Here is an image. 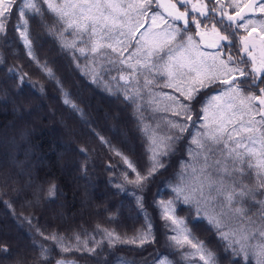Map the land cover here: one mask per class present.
Masks as SVG:
<instances>
[{
	"label": "snow or ice",
	"instance_id": "obj_1",
	"mask_svg": "<svg viewBox=\"0 0 264 264\" xmlns=\"http://www.w3.org/2000/svg\"><path fill=\"white\" fill-rule=\"evenodd\" d=\"M42 2L55 16L51 23L45 22L48 34L58 37L64 49L73 50L74 58L75 52L86 60L90 57L82 71L91 74L94 82L105 83L108 91H112V87L104 81L102 73L117 71L118 76H111V81L117 82V90L139 113L142 131L149 140L148 163L143 172L109 140L95 133L100 142L134 173V179L128 177L127 171L122 174L128 184L143 191L153 176L165 167L162 158L174 150V145L188 130V121H192L191 127L196 130L191 134L190 159L176 174L177 183L169 185L175 198L155 202L160 209V218L165 222L164 228L171 233L165 234L168 246L177 251L187 249L181 251L183 259L199 257L202 264H218L215 253L195 236L182 217L176 215L177 200L183 203L195 201L197 214L201 206L210 209V213H205L208 222L222 240L228 241L227 248L238 258V264H249L250 258H255L256 264H264V86H261L264 85V0ZM154 2L158 8H163L164 14L156 11L148 17ZM16 4L17 0H0V34L6 33L12 7ZM26 10L43 17L37 0H21L17 5L18 16L24 17ZM144 17L150 20L149 27L136 37ZM21 26L24 31L20 36L27 46L28 56L60 87L63 102L84 118L83 111L64 91L54 71L35 56L27 32L28 20L24 19L22 25L18 23L15 27ZM154 28L157 31H153ZM69 30L74 37L71 41L65 38ZM134 38L135 44L132 43ZM234 39L238 43H234ZM201 45L216 51H201ZM129 47L133 51L125 56ZM233 48L243 55L231 54ZM25 75L19 77L21 83ZM137 76L140 79H136ZM159 80L165 81L162 87L176 88L182 99L167 93H154L152 86H161ZM118 81L125 83L119 85ZM213 86L222 87L205 101L197 113V120L193 121L191 102L196 100L201 89ZM158 96L171 104L161 108ZM145 111L153 115L145 117ZM161 111L184 117V122L165 116L153 126L154 114ZM160 121H163V127ZM80 150L86 152V149ZM117 187L123 190L122 185ZM48 195H56L54 184L50 185ZM132 195L144 215V224L132 235H121L114 229H102L97 225L110 247L119 243L143 249L145 245L156 243L152 220L144 211L143 196H136L135 192ZM40 235L44 236V233ZM90 238L94 242L91 248L87 239L82 240L75 232L70 237L57 233L44 236L61 253L81 250L95 253L104 241H96L95 236ZM0 253H9L6 244H0ZM39 259L52 264L55 259L52 249L40 245ZM55 264L71 262L59 259ZM122 264L128 262L122 261ZM154 264L175 262L168 256H158Z\"/></svg>",
	"mask_w": 264,
	"mask_h": 264
},
{
	"label": "trees",
	"instance_id": "obj_2",
	"mask_svg": "<svg viewBox=\"0 0 264 264\" xmlns=\"http://www.w3.org/2000/svg\"><path fill=\"white\" fill-rule=\"evenodd\" d=\"M20 2L17 0L12 7L6 33L0 34V244H6L9 249L8 254L0 253V264H46L39 259L40 245L52 249L55 258L52 264L59 259L71 264H122V261L154 264L158 256H168L175 264H202L199 257L183 259L181 251L187 249L177 251L168 246L165 234L171 233L164 228L165 222L161 220L160 209L155 203L175 198L169 185L177 183L176 174L190 159L191 134L196 130L191 127L192 121H188V130L181 135L174 150L162 158L165 167L153 176L143 191L128 184L122 174L127 171L128 177L134 179V173L95 135L99 133L109 140L135 163L139 171L143 172L147 167L149 140L142 131L135 106L117 90V82L111 81V76H118L117 71L102 73L112 91L106 89L105 83L94 82L91 74L82 71L91 58L86 60L78 52L74 58L73 50L64 49L60 39L46 31L45 22L51 23L55 19L47 4L37 0L43 17L26 10L21 18L17 13ZM159 9L162 8L154 2L148 17ZM148 17L143 18L145 25L143 23L136 37L143 32ZM24 19L28 20L27 32L35 56L54 71L64 91L83 111L84 118L63 102L60 87L28 56L27 46L20 36L24 27H15L18 23L22 25ZM70 33L71 30L65 33L69 41L74 39ZM132 43L135 44V38ZM234 43L238 42L234 39ZM132 49L129 47L125 56ZM231 54L243 55L237 48L231 49ZM9 69L13 71L9 72ZM24 74L21 83L19 77ZM124 74L128 75V72ZM164 82L159 80L161 86H152V91L182 99L176 88L162 87ZM118 83L124 85L125 82ZM132 83L135 84V80ZM221 87L199 91L196 100L191 102L193 121L197 120V113L205 101L217 94ZM158 98L161 108L171 104L162 96ZM152 115L150 111L144 112L145 117ZM154 115L153 126L165 116L184 122V117H175L170 111ZM160 122L163 127V121ZM191 147L195 148V145ZM82 148L86 152H82ZM53 184L56 195L50 197L48 189ZM117 185H122L123 190ZM133 192L136 196H143L144 211L152 220L156 243L145 245L143 249L119 243L110 247L97 225L102 229H114L121 235H132L144 224V215ZM175 207L176 215L182 217L195 236L215 253L218 264H238V258L227 248L228 241L222 240L216 228L208 222L205 213H210V209L201 206L197 214L195 201L183 203L179 200ZM41 232L44 236L57 233L65 237L75 232L82 240L87 239L89 248L94 246L91 236L104 242L95 253L85 250L61 253L51 240L40 235ZM249 264H256L255 258H250Z\"/></svg>",
	"mask_w": 264,
	"mask_h": 264
},
{
	"label": "rangeland",
	"instance_id": "obj_3",
	"mask_svg": "<svg viewBox=\"0 0 264 264\" xmlns=\"http://www.w3.org/2000/svg\"><path fill=\"white\" fill-rule=\"evenodd\" d=\"M194 2H195V0H194ZM156 11H159V12H161L162 14H164V10H163V8L160 10H156ZM156 11H154V12H156ZM153 13V12H152ZM152 13H151V15H152ZM145 21H143L142 20V26H143V23H144ZM149 24H150V20L147 22V24H146V26H144V29H143V32L145 31V29L146 28H148L149 27ZM144 25H145V23H144ZM141 28V27H140ZM139 28V29H140ZM153 31H157V29H153ZM138 32V31H137ZM136 32V33H137ZM142 32V33H143ZM136 35V34H135ZM253 35H255V33L253 34ZM132 51H133V49H132ZM201 51H205V52H214V51H216L215 49H211V48H206V47H204L203 45H201ZM67 153V152H66Z\"/></svg>",
	"mask_w": 264,
	"mask_h": 264
}]
</instances>
